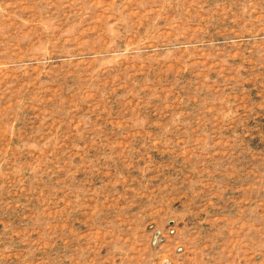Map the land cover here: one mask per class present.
<instances>
[{"label": "rangeland", "instance_id": "rangeland-1", "mask_svg": "<svg viewBox=\"0 0 264 264\" xmlns=\"http://www.w3.org/2000/svg\"><path fill=\"white\" fill-rule=\"evenodd\" d=\"M0 264H264V0H0Z\"/></svg>", "mask_w": 264, "mask_h": 264}, {"label": "bare ground", "instance_id": "bare-ground-1", "mask_svg": "<svg viewBox=\"0 0 264 264\" xmlns=\"http://www.w3.org/2000/svg\"><path fill=\"white\" fill-rule=\"evenodd\" d=\"M173 44V43H172Z\"/></svg>", "mask_w": 264, "mask_h": 264}]
</instances>
